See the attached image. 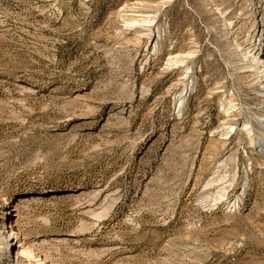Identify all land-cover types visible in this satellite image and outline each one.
<instances>
[{"label":"rangeland","instance_id":"rangeland-1","mask_svg":"<svg viewBox=\"0 0 264 264\" xmlns=\"http://www.w3.org/2000/svg\"><path fill=\"white\" fill-rule=\"evenodd\" d=\"M260 2L0 0V264H264Z\"/></svg>","mask_w":264,"mask_h":264},{"label":"bare ground","instance_id":"bare-ground-1","mask_svg":"<svg viewBox=\"0 0 264 264\" xmlns=\"http://www.w3.org/2000/svg\"><path fill=\"white\" fill-rule=\"evenodd\" d=\"M261 2H260L261 9L257 17V27L254 30L255 35H252L249 32L250 38L247 41V44L243 45L237 40L236 33L234 32L233 27L229 28L228 30L229 35L227 36V39L232 40V49L237 56L238 62L236 64L238 69L243 70L244 74L248 75L249 77H252L255 84L258 86L257 93L260 97L259 109L260 111H262V114L259 113L256 114V121L258 122L260 128H258V134L256 137L251 136V142L253 143V145H257V147L262 150L263 153L262 158L264 159V55H263L264 54L263 51L264 50V1L261 0ZM134 23L135 22H133L132 24ZM217 26L219 29L222 28L219 22L217 23ZM159 40H160V34L157 37L155 36L152 40L149 41L148 55H151V58L153 56H156L159 50ZM180 60L176 59L175 61L179 62ZM194 87H195V81L194 78H192L188 83V85L186 86L184 94L179 99L180 102L179 113L183 111V104L185 103L187 97L191 95ZM233 106H230V108H233ZM244 129L247 135H251L254 132L253 126H250L249 123L244 124ZM2 214H3V218L6 217L8 219V212L5 209H3ZM3 224L7 225L8 220L7 223L5 220ZM2 231L3 229L0 230V242L2 244L1 247L2 253L0 254L1 257H3L4 252L9 250V248L13 244L12 243L13 239H11L12 234H10V231L9 232L6 230H4L3 232ZM16 234L15 235L18 238L19 234L18 233ZM4 255H7V252Z\"/></svg>","mask_w":264,"mask_h":264}]
</instances>
